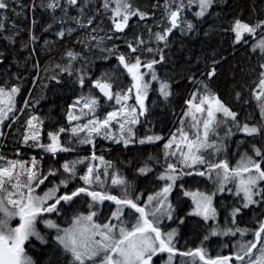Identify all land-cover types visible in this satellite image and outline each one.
<instances>
[{
  "label": "snow or ice",
  "instance_id": "6c2138e0",
  "mask_svg": "<svg viewBox=\"0 0 264 264\" xmlns=\"http://www.w3.org/2000/svg\"><path fill=\"white\" fill-rule=\"evenodd\" d=\"M0 141V264H264V0H0Z\"/></svg>",
  "mask_w": 264,
  "mask_h": 264
},
{
  "label": "trees",
  "instance_id": "16d2710c",
  "mask_svg": "<svg viewBox=\"0 0 264 264\" xmlns=\"http://www.w3.org/2000/svg\"><path fill=\"white\" fill-rule=\"evenodd\" d=\"M138 3H140L141 5L147 3V0H137ZM236 3L239 5V7L244 10L245 12V15H247V9H248V4H249V0H236ZM111 63V62H109ZM31 85H29L30 87ZM36 96H40L42 95V92H41V89L39 87V85H37L36 87V90H35V93H34ZM57 103L58 104H62L63 103V100L61 99H57ZM47 111V109L45 110ZM59 109L56 110V116L54 118H57L59 116ZM164 119L166 121H169L170 120V117H164ZM157 126L158 128H165L166 130V127L167 126H170V125H160L158 120H157ZM3 142L0 141V144H2ZM9 144H11V140H9ZM2 151H5L4 149L1 148ZM5 154L8 155V156H11V152L10 151H5ZM107 155V154H106ZM116 155H120V154H116ZM124 155H127V156H132V155H140L139 152H137L136 150H133L131 152H128V153H125ZM109 158H112V157H109ZM140 187L143 189V188H147L149 187V185H146L144 183H141L140 184ZM107 203V202H106ZM107 211V209H105V212ZM200 232H202V229H198L197 226L195 224L193 225H190L188 228H182V238L180 239V243L181 245H183L185 243V240H187L188 242V246L191 247L193 246L194 244H198L199 241L197 239V236L200 234ZM220 246L216 243H213L211 244V251L213 254L217 253V251L219 250Z\"/></svg>",
  "mask_w": 264,
  "mask_h": 264
},
{
  "label": "flooded vegetation",
  "instance_id": "af4514ba",
  "mask_svg": "<svg viewBox=\"0 0 264 264\" xmlns=\"http://www.w3.org/2000/svg\"><path fill=\"white\" fill-rule=\"evenodd\" d=\"M48 103H49L48 101H41V105L44 107V110L47 109V104ZM0 151H2L1 148H0Z\"/></svg>",
  "mask_w": 264,
  "mask_h": 264
},
{
  "label": "rangeland",
  "instance_id": "374dc122",
  "mask_svg": "<svg viewBox=\"0 0 264 264\" xmlns=\"http://www.w3.org/2000/svg\"><path fill=\"white\" fill-rule=\"evenodd\" d=\"M98 143H104V142H98ZM11 155V154H10ZM233 162H235V161H233ZM13 223H15V221L13 222ZM221 251V247L219 248V250L217 251V252H220ZM224 252H227V249H224L223 250Z\"/></svg>",
  "mask_w": 264,
  "mask_h": 264
}]
</instances>
